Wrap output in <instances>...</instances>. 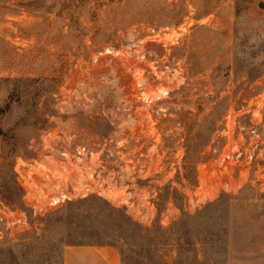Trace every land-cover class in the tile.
<instances>
[{"label":"rangeland","instance_id":"obj_1","mask_svg":"<svg viewBox=\"0 0 264 264\" xmlns=\"http://www.w3.org/2000/svg\"><path fill=\"white\" fill-rule=\"evenodd\" d=\"M255 110L264 0H0V218L29 223L0 264L98 245L122 264H264V185L233 167ZM53 142L92 152L108 194L34 217L16 170Z\"/></svg>","mask_w":264,"mask_h":264},{"label":"built area","instance_id":"obj_2","mask_svg":"<svg viewBox=\"0 0 264 264\" xmlns=\"http://www.w3.org/2000/svg\"><path fill=\"white\" fill-rule=\"evenodd\" d=\"M258 113L256 110L251 112L253 121L246 132L247 139L234 144L237 151L233 155L236 159L233 167L244 156L247 170L253 171L256 182L264 185V117L261 119ZM57 148V143L53 142L50 148H46L48 154L34 160L32 165L18 164V183L25 191L24 200L34 217L44 218L67 203L92 195L108 194L104 187H94L92 165L97 160L92 152L86 147H78L73 156L67 150ZM242 166L240 164L241 168ZM0 223L6 225L4 229H0V238L7 237V230H22L29 225L25 215L10 218L1 216Z\"/></svg>","mask_w":264,"mask_h":264},{"label":"crops","instance_id":"obj_3","mask_svg":"<svg viewBox=\"0 0 264 264\" xmlns=\"http://www.w3.org/2000/svg\"><path fill=\"white\" fill-rule=\"evenodd\" d=\"M63 264H122V259L114 246H70L63 252Z\"/></svg>","mask_w":264,"mask_h":264}]
</instances>
